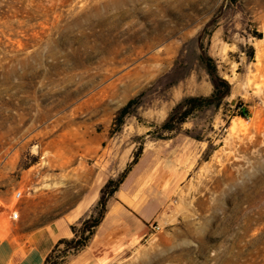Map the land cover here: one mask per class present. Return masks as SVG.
Masks as SVG:
<instances>
[{"label": "rangeland", "instance_id": "374dc122", "mask_svg": "<svg viewBox=\"0 0 264 264\" xmlns=\"http://www.w3.org/2000/svg\"><path fill=\"white\" fill-rule=\"evenodd\" d=\"M203 28L229 94L159 130L182 98L212 92L193 58ZM173 67L187 72L174 84ZM263 67L264 0H0L1 227L77 205L78 234L142 146L167 161L164 217L126 246L59 243L48 264H264Z\"/></svg>", "mask_w": 264, "mask_h": 264}, {"label": "crops", "instance_id": "0c3cea01", "mask_svg": "<svg viewBox=\"0 0 264 264\" xmlns=\"http://www.w3.org/2000/svg\"><path fill=\"white\" fill-rule=\"evenodd\" d=\"M154 150L143 149L114 194L107 200L103 219L92 235L101 248L126 246L142 238L153 224H158L168 200V167L156 168ZM186 156L183 157L185 163ZM190 154L187 161L190 162ZM162 163V162H161ZM78 206L63 216L31 231H17L0 225V264H42L61 238L72 235L70 226L79 215Z\"/></svg>", "mask_w": 264, "mask_h": 264}, {"label": "trees", "instance_id": "16d2710c", "mask_svg": "<svg viewBox=\"0 0 264 264\" xmlns=\"http://www.w3.org/2000/svg\"><path fill=\"white\" fill-rule=\"evenodd\" d=\"M207 28H203L195 37L197 43V52L194 53L193 58L199 62V64L205 69L208 74L209 80L212 84V92L208 96H187L182 98L169 112L163 123L160 125L159 130L172 131L175 130L180 124H182L195 110L206 108V107H218L222 99L229 94V84L221 76L218 75L216 65L213 59L203 49V40L209 32H206ZM187 72L179 74L175 67H173L166 77L172 78V83H176L178 80L183 78ZM139 94L133 99L129 100L127 104L119 111L116 122L118 125L122 124L124 117L130 112L131 107H135L139 104ZM240 115L246 118V112L240 110ZM160 137V136H159ZM142 152V146H139V150L134 155L130 162L133 165L137 162L138 157ZM130 170V167H126L123 172L116 179H108L100 189V195L96 203L95 213L89 217L83 219L78 228L79 233L74 231L75 226L71 225L70 229L73 232L71 238H61L54 245L50 253L45 257L42 264H48V259L54 248L62 242L72 243V247L78 249L86 244L89 238L94 234L96 227L103 219L106 211L107 200L114 194L118 189L119 185L125 178L126 174Z\"/></svg>", "mask_w": 264, "mask_h": 264}, {"label": "built area", "instance_id": "2783aa9c", "mask_svg": "<svg viewBox=\"0 0 264 264\" xmlns=\"http://www.w3.org/2000/svg\"><path fill=\"white\" fill-rule=\"evenodd\" d=\"M20 196V192H16L15 193V197L18 198ZM18 217V213H17V210H14L10 215H9V218L14 220Z\"/></svg>", "mask_w": 264, "mask_h": 264}, {"label": "bare ground", "instance_id": "6f19581e", "mask_svg": "<svg viewBox=\"0 0 264 264\" xmlns=\"http://www.w3.org/2000/svg\"><path fill=\"white\" fill-rule=\"evenodd\" d=\"M264 68V67H263ZM264 70V69H263ZM263 75H264V73H263ZM164 215V213L162 214V216ZM164 217V216H163Z\"/></svg>", "mask_w": 264, "mask_h": 264}]
</instances>
